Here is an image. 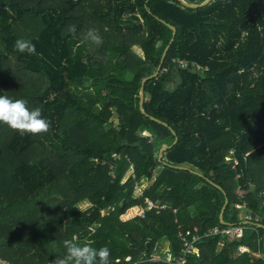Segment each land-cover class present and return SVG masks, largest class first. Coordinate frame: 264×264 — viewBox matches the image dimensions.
Segmentation results:
<instances>
[{
	"label": "trees",
	"instance_id": "16d2710c",
	"mask_svg": "<svg viewBox=\"0 0 264 264\" xmlns=\"http://www.w3.org/2000/svg\"><path fill=\"white\" fill-rule=\"evenodd\" d=\"M185 1L0 0V95L51 122L0 123V257L49 264L76 237L110 264H176L149 257H179L185 236L181 264H264V0ZM233 224L238 238L213 232Z\"/></svg>",
	"mask_w": 264,
	"mask_h": 264
},
{
	"label": "clouds",
	"instance_id": "9594fccd",
	"mask_svg": "<svg viewBox=\"0 0 264 264\" xmlns=\"http://www.w3.org/2000/svg\"><path fill=\"white\" fill-rule=\"evenodd\" d=\"M75 30V25L69 29L73 35H75ZM87 37L97 45L102 43V37L95 29H89ZM14 48L21 53L26 52L30 55L36 53L35 45L23 38L15 41ZM0 123L8 125L20 135L46 133L51 127L50 120L43 116L41 108L30 109L27 100L14 99L7 95H0ZM92 243L90 240L78 242L76 237L65 239L63 245L67 254L56 257L49 261V264H110L111 250L106 245L94 248Z\"/></svg>",
	"mask_w": 264,
	"mask_h": 264
},
{
	"label": "built area",
	"instance_id": "2783aa9c",
	"mask_svg": "<svg viewBox=\"0 0 264 264\" xmlns=\"http://www.w3.org/2000/svg\"><path fill=\"white\" fill-rule=\"evenodd\" d=\"M178 63L180 64L181 67H188L189 66V63L186 61V60H178ZM193 64V63H191ZM135 191L139 193V189H138V186L136 184V187H135ZM147 203H148V207H152V206H156L155 203H153L152 201L150 200H147ZM160 207H165V205H161ZM143 214V213H141ZM244 218H249V215H246L244 216ZM245 221V220H244ZM243 225L242 224H233V225H230L228 227H223V228H220V229H217V228H213V232H220L222 234H227V235H231V237L233 238H238L242 235V232H243ZM181 234V232H180ZM186 234H189V231L187 230L186 231ZM193 239H195V236H193ZM183 240H184V244H185V247L183 248L182 250V254L175 258L170 252H169V249L167 250L169 254V257L165 260L169 261V262H175L176 264H181L185 261V254L188 253V252H197L196 248L193 246L192 242L193 241H189L185 236H183ZM240 250L241 251H244V250H247V248L245 246H240ZM164 259V258H162ZM0 264H16L14 263L13 261H10L6 258H3V257H0Z\"/></svg>",
	"mask_w": 264,
	"mask_h": 264
},
{
	"label": "rangeland",
	"instance_id": "374dc122",
	"mask_svg": "<svg viewBox=\"0 0 264 264\" xmlns=\"http://www.w3.org/2000/svg\"><path fill=\"white\" fill-rule=\"evenodd\" d=\"M133 50H135L136 52H138L139 54H141V50H140V48H138L137 46H134L133 47ZM112 120H113V122L114 123H116L118 120H117V118L115 117V116H113L112 118H111ZM142 134H146L145 132H142ZM229 133L228 134H225V135H223V136H220V137H218L217 139H215V141H217V140H221V139H224V138H227V137H229ZM257 146H254V147H252L251 149H249V150H247L246 151V153H249L251 150H253L254 148H256ZM264 165V162H262L261 164H258L257 166H254V167H252L251 169H250V173L252 174V176H259L260 174H262V173H264V169H259L261 166H263ZM264 168V167H263ZM131 172H132V169H130V170H128L127 172H126V177L129 175V174H131ZM91 205V203L89 202V201H87V200H83V201H81V202H79L78 204H77V207L80 209V210H84V209H86V208H88L89 206ZM101 212L104 214V213H106L107 212V209H104V210H101ZM126 212H127V210H126ZM125 212V213H126ZM143 212V210H142V208H139V207H137V209H136V211H135V213L134 214H131L130 216H128V217H125L124 216V214L125 213H123V214H121L120 215V218L121 219H129L130 217H132V216H135V215H138V214H141ZM245 212V210H241L239 213H240V216H246V215H248L247 213H244ZM257 218H259V217H257ZM221 245V244H220ZM169 249V246H167V245H163V246H161V248L156 252H154L153 253V255L151 256V257H149V259L150 260H158V259H160V258H164V260L165 259H167L168 257H169V254H167L168 253V250ZM264 255V254H263ZM129 257H127V259H128Z\"/></svg>",
	"mask_w": 264,
	"mask_h": 264
},
{
	"label": "water",
	"instance_id": "95a60500",
	"mask_svg": "<svg viewBox=\"0 0 264 264\" xmlns=\"http://www.w3.org/2000/svg\"><path fill=\"white\" fill-rule=\"evenodd\" d=\"M180 1H181L182 3H184L185 5H189V6H196V5H198L197 3H190V2L185 1V0H180ZM169 26L173 29V31H175V27H174L173 25H169ZM167 47H168V46H166V48H165L164 51H163V54H162V57H161V60H160V64L157 66L156 71H155L152 75H149V76L143 78V80H142L143 82H144L146 79H148L149 77L154 76V75L157 74V72H158V70H159V68H160L161 62H162V60H163V58H164V56H165V53H166V49H167ZM142 97H143V88L141 87V89H140V109L143 111V108H142ZM156 120H158L159 122H163V121H161V120H159V119H156ZM163 123H164V122H163ZM164 124H166V123H164ZM175 141H176V138H175ZM167 147H168L167 144H163V145L160 147V151H159V154H158V158H159V159L162 158V156H163V151H164ZM223 208H224V206L222 207L221 212H220V214H219L220 219H222Z\"/></svg>",
	"mask_w": 264,
	"mask_h": 264
},
{
	"label": "crops",
	"instance_id": "0c3cea01",
	"mask_svg": "<svg viewBox=\"0 0 264 264\" xmlns=\"http://www.w3.org/2000/svg\"><path fill=\"white\" fill-rule=\"evenodd\" d=\"M264 167V165L263 166H261L259 169H264L263 168ZM139 189V188H138ZM136 192V191H135ZM137 194H141V192L139 191V193L138 192H136ZM147 199V198H146ZM148 200V199H147ZM131 208H137V206H134V207H131Z\"/></svg>",
	"mask_w": 264,
	"mask_h": 264
}]
</instances>
